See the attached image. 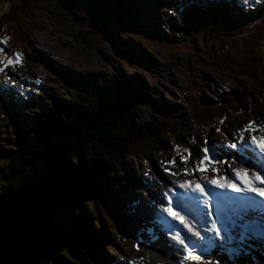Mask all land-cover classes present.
I'll return each mask as SVG.
<instances>
[{"label": "clouds", "instance_id": "clouds-1", "mask_svg": "<svg viewBox=\"0 0 264 264\" xmlns=\"http://www.w3.org/2000/svg\"><path fill=\"white\" fill-rule=\"evenodd\" d=\"M89 1L93 5L89 4L86 0H83L81 2V5L83 7H88V8H102L103 7V5H102L103 0H89ZM120 1H121L122 6L124 7V9L132 17V20L134 22L133 24L137 28H134L131 26L113 27V32L120 34L123 39H124V36H123L124 32L129 31V30H135V31L138 30L143 35L145 33H147V31H145L142 28V25L139 22L140 16L145 9H149L150 12L154 11V6L152 4H150L148 2V0H146L143 4H139V2H137L136 0H120ZM75 2L78 3L77 0H75ZM213 4H217V3H213ZM188 5L194 9V11H195L194 15L198 17V19L200 20L199 22H197V23L194 22L189 16L185 15L184 12L181 11L180 13H177L175 18L171 19L170 21H167L166 18H160L157 25H161L162 22L165 21L166 24H169L168 28H171L174 31L175 30L176 31H179V30L183 31L184 30L188 33L190 32V35L192 34L194 36V37H192L194 39V43L190 46V48H198V49H200L199 51H201V47L199 45V33L201 30L208 29L211 34L217 35V33H220L221 31H225V30L230 29V26L225 24L220 19V17L218 15L206 14L204 12L199 11V9L204 10L208 6L203 1L196 0V2H190V3H188ZM250 11H252V10H250ZM263 21H264V15L263 14L256 15V16L252 17V25L251 26L247 25V23H245L243 21L244 27L242 29L238 30L237 32L233 33L232 35H234L236 33H240L241 38L249 39V38H251V35L253 34V28L260 25ZM174 22H178L179 24H185V25L178 27ZM110 23H111V21H110ZM7 26H8L7 24L0 22V36L7 35L10 37L9 40L14 41L15 36L13 35L12 32H10L7 29ZM246 27H248V28H246ZM99 28L102 29L101 27H99ZM105 30H106V27H104L103 32ZM154 36L156 37V34H154ZM159 38L164 39L165 36H163L161 34L159 37H156L155 39H159ZM172 38H174V37H172ZM164 41L172 42L173 46H171V47H176V46L187 47V46L180 45V43H181L180 39L178 40V43H175L174 40H166V39L162 40L163 46H164ZM73 44H74V42H73ZM6 48L10 49V50H14V51H19L22 53V63H20L18 65L9 66V67L5 68V71H3L4 76L5 75L9 76V80L7 82H10V83L15 85V87L17 89V93L19 95V101L21 103H24L23 100L26 99V97L29 95H33L34 100H33V104H28L26 107H24L20 110H16L15 121H14L12 126H9V129H8L9 132H6V134H4L5 138L7 140L8 139L13 140L16 138V131L18 129H24L27 133L26 136H28V143H29V140H31V139H33L34 141H36L38 143H41L38 139V136L40 134L37 133V130L39 132H42V128H40V125H46V133L55 136V138H57V139H60V137L57 135V133L54 132L55 126H57V124H52L51 121L46 122V120H44V117L47 114H49L48 107L51 105H54L56 103L54 98L51 97V94H53L56 91H53L52 93L46 92L47 90H51V88H50L51 85L47 83V78L57 77V78H60L61 80L66 81L68 84H71L70 82H72V81L70 79V76L66 73V71L60 69L55 64H52L49 61H46V63H45L43 59L37 58L36 56H31V58L33 59V62L35 64L42 65L43 68L45 70H47L48 75H46L44 73L43 69H39V70L32 69V70H30L28 67H26L27 60L30 59V56L28 55L27 51L24 50L23 46H18L16 43H14L13 46H8V47L6 46ZM164 48H169V47H164ZM259 49L260 48H258V50ZM261 49L264 50V47H261ZM258 50H252L249 53V55L246 56L245 58H249V57L255 58V55L258 53ZM218 52H219V55L221 56L222 60L228 59L227 57L230 54V50L227 48L226 43H222ZM262 53H263L262 57H264V51ZM207 60H209L211 62H215V63L218 62L216 60H213L212 58H207ZM243 60L236 62V63H233V69L235 71V74L239 71V69L240 70H246L249 68L250 64L244 62ZM263 61H264V59L262 61H260L258 64L260 66H264L261 64V62H263ZM151 62L156 64L157 60L153 59V60H151ZM241 62H243L242 65H241ZM113 74L114 73H112L111 75H113ZM115 74H116V72H115ZM250 74H253V73H250ZM213 75L216 76V78H218L219 80L223 81V82L217 83L218 87H217L216 99H214V100L203 99L200 104H197L195 106V108L192 106H187V110H188V116L187 117H188L189 121L192 123H194V122L192 121L191 116L196 111L197 107H199V108H201V107L210 108V107L214 106L216 103H217L216 105H220V102L222 104H227L228 103L227 101H229L231 99L230 96H232V97L242 96V100H247L248 97L252 98L251 97V95H252L251 89H253L255 96L261 90V88H257L254 84H251L247 79H245V78L241 79V78H238L237 76H235L240 81H243L245 83L244 85L242 84L239 87H235V88L241 89V92H240L236 89H232L230 86H228L227 83L224 82V81H227V78H228L227 73L217 72ZM131 77H133V76H131ZM81 78H86V76H81ZM37 79H40L42 81L41 82L39 80L40 82L38 83V86H37V82H36ZM134 80H135V78H134ZM244 80L247 81V83ZM139 82L143 85V87L147 88L148 96L150 98L154 99L153 96L150 94V90L145 85V82L142 81L141 79H139ZM140 83L138 85L136 84V87L141 90L142 87L140 86ZM71 85H73V84H71ZM247 89L251 91V95L248 97L245 95H241V94L245 93L246 92L245 90H247ZM20 90H22V93H20ZM66 90L73 91V89L71 88V89H65V91H57V92H66ZM232 91H237L239 94L233 95V94H231ZM125 92H129V91H122V90L118 91L117 99L120 102L119 105H123V103L127 100L126 98L129 96L130 100L134 101L137 106L139 105L141 108L143 106H147L148 112L150 114L154 115V117L156 119H159L158 121H164L165 123L169 122L168 123V130L169 131L174 132V133H177V131H180L181 133L184 134V136H183L182 140H176L173 137L172 133L168 132V133H170V136L172 138L171 139H168V138L165 139V138H162L163 135H160V133H157L158 137L155 140V147L157 146L159 140H162L160 142V146L168 147V149L166 150L164 148L162 150H157V151L153 150L150 157H143L141 160L134 162L133 165L130 164L126 170L123 166L126 161L123 159L124 161L122 162L121 160L114 157L113 161L115 164H118V169H114V168L108 166L103 173V177L101 179L100 186L101 185L104 186L106 191H109V190L113 191L115 203H116L117 207H116V209H113L112 207L108 206L107 204H105L103 202V200L101 198L94 195L95 191H91V194L88 195L87 200L82 202V206L85 207L86 205H90L87 203L90 202L91 200L95 201V207H92V212L90 211V214L92 215V217L91 218L83 217V219H80V221L75 223V226L81 230L80 234H82L84 236L85 240L79 241V240L75 239L70 246H78V247L82 248L83 250H85V252L89 258V261L95 262L96 264H116L117 262H121L123 264V262L121 260H119V258L117 257L119 255L115 251H113L112 248H110L111 246H113V247L115 246L118 249H126L128 254L130 253L133 256L143 258L144 262L142 264H155L154 256H156V259L168 261L166 256L168 255L169 251L171 252L173 249L180 247L179 243L174 239V237L177 233H179L182 238H186V239H189L192 241L195 240L194 237H190V234L183 228V226L178 221L171 219L170 217H168L166 214L163 213V211L161 209V203H163V204L168 203L167 199L164 197V193L167 192L169 197H171L174 209L175 210H181L182 214L186 215L189 219H192L193 222L197 224L198 230L201 232L202 235H204L205 227L208 226V224L207 223H200L202 217L204 219H206V211H207L204 208V205L202 203V197L199 199V201H197L195 203H193L192 201L182 200L181 194H183L184 189L179 188V186L177 184H175L174 181L185 180V179H187V180L197 179L198 180L200 178L199 172L189 171L188 173H184L181 171V169L184 167H188L189 169L194 167L193 161H199V158H200V153L197 150L199 148L205 146V143H204L205 138L207 139L208 137H210L212 135L219 136L222 139V143H223L221 151L217 155H215L214 157L218 161L219 160H225L228 162L227 164H217L216 165L218 167V169L220 170V173L226 174L229 178H231L235 181V176L228 169L229 164L232 167H241L242 166L245 168H249V167L256 168V166L254 164L255 158H256V156H255L256 150L252 149L251 147H249V148H243L242 147L244 142L239 139V135H238L237 130L239 128H241L242 125L244 123H246L248 120L255 121L254 117H253L254 115L255 116H261L263 118V121H264V104H261L260 106H256V108H257L256 111H254V112L248 111V113L245 115H241L240 110L235 111L234 113L227 114L225 116H223V114H219V113L215 112L212 115V116H214L215 122L206 125V124H204V122L199 120V122H196L197 125L192 124L191 129L185 130L183 128V129L179 130V127L175 126L173 124V122H176L175 118L178 116L177 111L167 112V115H164V117H166V118L161 119L163 117L160 115H157V112H158L157 109L150 106L149 103L145 104L144 101L139 100L134 95H128ZM260 93H261V91H260ZM255 96L253 99H250L247 101L251 102L252 100H256ZM49 100H51V102H49ZM154 100L157 102L156 99H154ZM156 102H155V106H156ZM101 105H102V107H108L104 103H101ZM116 107H118V106H113L112 109H114ZM6 108H11V106L9 104L5 105L4 102L0 101V132H3L4 129H7V127L5 125L1 124L2 118H7L9 120V116L7 115ZM161 108H163V107H161ZM29 109L33 113V115L30 116L29 121L17 122L18 117L20 115L28 114L27 111ZM41 109H43L42 112H40ZM163 109H165V108H163ZM165 110H167V109H165ZM81 117H83L85 120H87V118L84 116V112H83ZM222 117L224 118V122L221 125L220 120ZM171 118H173L172 121H171ZM165 119H169V121H165ZM255 123L258 124L256 121H255ZM262 124H264V122H262ZM258 125H260V124H258ZM179 126H180V128L182 127L181 124H179ZM217 127H219L221 129L220 132L215 131V129ZM11 131H12V133H11ZM78 131L82 132L81 126H79ZM257 135H264V133L258 132ZM1 141H0V150H3V146H2ZM231 142H236L238 147L236 149H228L226 147V145L228 143H231ZM67 143H69V142L64 141V143L62 145H60L59 147H63ZM22 144H23V141H22ZM69 144H71V143H69ZM173 145H179L180 146V150H179L180 155H188V153L183 152V149L184 148L190 149L191 156L189 157V159L185 163H181L179 156L173 150V147H172ZM16 146L19 148H13V147H15V145H13V143H12V149L5 154L7 156L6 161L10 162V160H11L9 158V154H13L17 149H23L19 145H16ZM45 146L46 145L44 143V147ZM28 147H29L28 153H31L29 155V156H31L35 150L39 149L40 145H30L29 144ZM59 147H57L55 149H58ZM109 148H113V147H109ZM119 149L121 151H123V147L119 146ZM51 150H53V149H50L47 152V154L43 157L42 163H43L44 158L50 153ZM149 150H151V149H148L145 146V151H149ZM74 151H75V149L73 146V153H74ZM109 154L111 156L115 155L113 152L109 153ZM70 156H71V153L67 159V163H68L69 167H70V163H69ZM17 157H15L16 160L20 159ZM111 158H113V157H109V159H111ZM173 158H175V163L172 165H168V168L170 169V171L164 172V170H163L164 167H161V165L159 163V159H163V161H165V160H169V159H173ZM27 160H28V158H27ZM14 161L15 160L12 161V165L15 167V165L13 164ZM145 161H147V164H145ZM34 162H35V159H34ZM25 163L26 162L21 161L19 171L17 173H15L17 178H19V175H22L20 177L21 179H23L26 176V174L23 173L22 169L26 168V167L29 168V167L25 166L24 165ZM42 163H41V166H42ZM8 166L5 165V167L0 169V177H2V179L0 180V185L2 184V182L7 180L5 175H6V172H7L6 169ZM138 167L140 168V171H138ZM143 171L149 174V176L151 177V182L147 181L144 178V176L141 173ZM172 173H177V175H172ZM73 174L74 173H72V176H73ZM207 175L211 177L214 174L211 173L210 171H208ZM216 175H219V174H216ZM90 176H91V174H88V173L82 174V179H84V181L87 182L89 180ZM70 180H71V178L69 179V181ZM30 182H31V180L27 184H29ZM236 182L239 183V181H236ZM17 183L19 184V187L16 188L15 185ZM17 183L16 184L14 183L12 185L10 193L14 189H16L18 191L23 185H27V184H23V181L17 182ZM203 186L205 187L207 192L211 191V190H213V192H216V190H224V191L226 190V189L215 188L211 185H208L207 183H204ZM0 187H1V190L5 189V187L3 185H1ZM120 190H123L124 192H126V194H128L130 196V204H128V205L132 206V208L130 210L128 209V211H125V208L128 205H125V203H123L122 200L120 199L121 198ZM225 194L227 195V193H225ZM198 195H199L198 193H194L192 195L190 194L189 196H198ZM9 196H12V194L11 195L9 194ZM4 199H6V198L0 196V202ZM70 203L71 204L68 206L61 207V209L65 208L68 210V215H72L73 209H74L73 200L70 199ZM217 203H218V201H217ZM210 205L212 207V201L211 200H210ZM119 206H122V208L120 209ZM191 206H192V208H190ZM61 209H60V211H61ZM133 210L138 211L140 213H144V215H145L144 218H142L140 220L134 219ZM60 211H58V212H60ZM58 212H56V214ZM128 212H131L132 215L128 216ZM85 213H87V212L85 211ZM56 214L53 216L52 221H53V219L57 218L58 222L60 223L61 220L59 219V217L56 216ZM232 215H233V218L236 219V217L234 216L233 213H232ZM214 216L217 218L218 221H220V219L215 215V213H214ZM103 218H105V220L110 221L111 225L106 224L103 221ZM154 220H163L162 225L167 227V232L165 233L167 236V239H163L161 236L152 235V234H154L153 229L156 226ZM251 221H252V223L249 226H245L244 228L240 229L242 232V236L244 235V233H246V230H248L249 233L252 231L261 232L262 229L264 228V218H261L260 216H256ZM98 222H101L103 224V228H100L97 226ZM128 223H129V226L126 227V224H128ZM164 223H167V225H165ZM218 226L221 228H224L225 223H219ZM139 228L141 229V232H145L146 234H143L141 237L135 238L134 233ZM49 230H50V227H49ZM105 230L107 233L104 232ZM147 232H150V234H148ZM103 236L106 238V240H102ZM128 238H131V239L128 240ZM48 240H49L48 241L49 252L47 253V257L45 256L44 258L40 259L39 262H41L44 259L45 260L48 259L47 262H49L51 264L53 261L50 259V256L53 254V252L51 250V241L49 238V232H48ZM163 240L166 242V244H168L171 247L161 249V245L163 243ZM87 241L94 242L95 247L92 246L91 244H89ZM106 242H109L110 244L106 243ZM105 247H106V252L108 251L107 252L108 255H105V253H104ZM61 253H63L65 260L71 261L68 254H67V251H63ZM175 255H177V254H174L172 258H174L176 260L174 262H172V264H185V262L183 260H179V258L175 257ZM210 257L211 256H209L208 254H204L202 261H211ZM112 258H115V262H113V263H111ZM234 259H236L235 264H254V263L250 262L249 260H246L243 258L235 257ZM177 260H179V261L177 262ZM54 263L55 264H61L60 262H58L56 260L54 261Z\"/></svg>", "mask_w": 264, "mask_h": 264}, {"label": "trees", "instance_id": "trees-1", "mask_svg": "<svg viewBox=\"0 0 264 264\" xmlns=\"http://www.w3.org/2000/svg\"><path fill=\"white\" fill-rule=\"evenodd\" d=\"M23 1L31 2V0ZM54 1L63 9L62 12L67 14L63 15L61 18L57 17L58 13L51 14L56 20L54 23L55 28L58 25L63 27V35L65 37H70L71 41L74 42V44H71L82 54L85 55L78 40L74 36L69 35L67 27L62 23V21L72 19V15L79 20L83 28H87L89 25L102 28V42L100 47L104 53L106 52L110 55L106 46L107 42L110 48L117 51H128L130 56H137L139 58L137 62H141L142 66L147 65L146 59L141 54L138 55V53L131 48L128 42H126L120 34L113 32V27H133L134 23L132 17L124 9L120 0H103L102 8L83 7L81 5L83 0H78V3L75 2V0ZM86 1L93 5L89 0ZM208 7L209 8L205 9L212 8V6ZM69 11L72 12V15ZM241 20L242 19L240 18V21ZM227 21L228 18H226V22ZM228 25L230 26V29L225 30L228 35H231L244 27V23H240L239 25H232L229 23ZM104 27H106V30L103 33ZM79 28L85 34L86 39L90 41L91 45L98 49L95 44V38L92 35H88L90 34V30L86 29L85 31L81 26H79ZM14 43L15 41L9 40L6 46H13ZM262 52L263 50L260 48L255 55V58H245L243 61L250 64L249 68L246 70L239 69L236 73L238 78H245L257 88H261V93L259 91L255 96L256 100L248 102L247 100H242V96H230L231 99L227 101V104H222L220 102V105H216V103L210 108L197 107L196 111L191 116L194 123L199 122V120L206 125L215 122L214 116H212L215 112L225 116L240 110L241 115H245L248 111H256V106L264 104V66L258 64L264 59V57H262ZM86 56L90 57V54H86ZM242 63L243 62H241V65ZM118 68L119 67H117V69ZM117 72L118 74L114 73L113 75H107L108 77L105 80H98L95 73L93 75L90 74V76L86 78H76L71 76L73 81L70 83L73 84V91H56L51 94V97L54 98L56 103L48 107L49 114L44 117V120H46V122L51 121L52 124H57L54 132L58 133L57 135L60 139L46 133V125H40L42 132L37 130V133L46 139L45 142L38 143L31 139L28 143L26 131L24 129H18L16 131V138L13 140L8 139V141L15 145L13 148H19L16 146L19 145L23 149H17L13 154H9V158L11 159L10 162L6 161L7 156L5 154L8 151L0 150V169L5 167V165H9L6 169L7 172L5 175L7 180L1 184L5 189L1 190L0 187V196L5 198L9 196V194L14 196L18 192L14 189L10 193L14 183L16 184L17 182L23 181V184H27L30 180L33 182L36 179L41 168L42 159L50 149L59 147L64 141H67L74 146L75 151L74 153L72 151L73 154L71 153L69 160V169L73 171L74 174L71 177V180L67 183L69 199L73 200L74 209L72 215H68V210L62 208L61 211L57 213V217H59L61 222L59 223L57 218L53 219L51 222L49 230L51 250L53 252L50 256V259L53 261L51 264H55V260L61 264H96L95 262L89 261L85 250L78 246L70 245L75 239L79 241L85 240L84 236L80 234L81 230L75 226V223L80 221V219H83V217H92L90 211L92 212V207H95V201L91 200L87 203L90 205H86L85 207L82 206V202L87 200L91 191H95L94 195L101 198L105 204L116 209L117 206L113 191H106L104 186H100L103 173L108 166L118 169V164H115L113 161L114 157L123 162L127 154V151L125 150L128 148H134L141 151L140 153H143L145 151L144 143L146 139L158 135L157 133L165 135L170 132L176 140H182L184 136L180 131H177V133L169 131V122L165 123L164 121H158L159 119H156L154 115L148 112L147 106H143L142 108L139 105L137 106L134 101L130 100L129 96L126 98L127 100L123 105H119L120 102L117 99V94L119 90H122L129 91L125 93L128 95H134L139 100L144 101L145 104L149 103L150 106L158 110L157 115L162 116L163 118L161 119L166 118L164 115H167V112H169L157 105L155 106L156 101L148 96L147 88L143 87L141 83V90L136 87L137 82L134 80V77L127 78V74L124 72ZM245 91L246 92L241 95L247 97L251 95L250 90L247 89ZM231 94L237 95L239 93L237 91H232ZM101 103H104L108 107H102ZM113 106L118 107L112 109ZM42 111L43 109L40 110V112ZM83 112L87 120L81 117ZM172 119L173 118H171V121ZM165 121H169V119H165ZM79 126H81L82 132L78 131ZM67 127L71 129L70 132H67ZM181 129L183 128H179V130ZM22 141L24 145L22 144ZM161 141L162 140H159L157 146L153 150L168 149V147L160 146ZM44 143L46 145L45 147ZM29 144L40 145L39 149L35 150L31 156H29L31 153H28ZM119 146L123 147V151L119 149ZM112 152L115 155L111 156L109 154ZM132 154L133 153L129 155L131 156ZM15 157L20 158V161L22 162H26L24 165L28 166L30 169L23 179L20 178L22 175H19V178L15 175L20 167V165L15 167L12 165V161L15 160ZM109 157L113 158L109 159ZM133 164L134 162L131 163V165ZM85 173L91 174L87 182L82 179V174ZM1 179L2 177H0V180ZM85 211L87 213H85ZM97 226L103 228L101 222H98ZM104 232H106V230ZM102 240H106V238L103 236ZM87 242L95 247L94 242ZM63 251H67L71 261L65 260L63 253H61ZM47 260L44 259L38 264H50Z\"/></svg>", "mask_w": 264, "mask_h": 264}, {"label": "rangeland", "instance_id": "rangeland-1", "mask_svg": "<svg viewBox=\"0 0 264 264\" xmlns=\"http://www.w3.org/2000/svg\"><path fill=\"white\" fill-rule=\"evenodd\" d=\"M136 1L139 2V4H143L146 0ZM226 9L234 8L233 6H228ZM62 10L63 9L59 7L54 0H31V2L23 0H0V22L8 25L7 29L15 36V43L18 46H23L24 50H26L30 56V59L27 60L26 67L30 70L43 69L44 73L48 75L47 70H45L42 65L33 62L31 56H36L37 58L43 59L45 63L46 61L50 62V60L56 64L59 63L63 65L64 69L81 76L87 77L90 76V74L93 75L95 73L98 80H105L108 77V74L115 72L117 74V71L124 72L127 74L126 77L133 76L137 85L140 83L139 79L145 82V85L150 90V94L157 100V106L172 110L171 112L177 111L178 116L175 118L176 122H173V124L179 128V124H181V128H184L185 130L191 129L192 124L197 125L196 122L192 123L189 121L187 117V106L195 108V106L200 104L203 99H216L217 83L223 81L216 78L213 74L217 72L227 73L228 78L227 81L224 82L232 89L241 92V89L235 87H239L245 83L235 77L236 74L233 69V63L243 60L252 50H258V48L264 47V21L253 28V34L249 39L241 38L240 33L228 35L225 31H221L220 33H217V35H213L208 29H203L199 33V45L201 51H199L200 49L198 48L182 46L171 47L173 44L170 41H164L163 46L162 40H174L175 43H178L179 38L177 35L175 36V39L172 38L174 33L167 30L169 24L164 23L161 27L156 28L160 19V14L151 16L149 9H145L139 20L142 28L149 33L156 34V37H159L162 34V28L169 36H166L164 39L159 38L152 40L145 37V35L141 34L138 30L124 32V40L128 42L138 55L141 54L146 59L147 65L142 66V64L137 62V60H139L137 56H130L128 51L114 50L110 48L107 43L106 46L110 55L106 52L104 53L100 47L102 42V30L93 25L83 28L79 20H77V18L72 15V12L69 11L72 15V19H67L62 21V23L67 27L69 35L74 36L78 40L85 55L82 54L72 45L73 41H71L70 37H65L63 35V27L58 25L55 28L54 23L56 20L51 14L58 13L57 17L61 18L63 15H67L63 13ZM28 11L33 12L28 13ZM174 23L178 27L185 25L179 24L178 22ZM79 26L85 31L86 29L90 30V34L88 35H92L95 38V44L98 49L92 46L90 41L86 39L85 34ZM182 33L185 36L191 38L194 37L192 34L190 35V32L188 33L183 30ZM180 42H183L184 46H190L193 44L184 36L180 39ZM222 43H226L227 48L230 50V54L227 57L228 59L225 60L221 59L218 52ZM180 45H182V43H180ZM35 51H39L41 56L35 54ZM86 54H90V57H87ZM207 58H212L218 62H211L207 60ZM153 59L157 60L156 64L151 62ZM261 64L264 65V61L261 62ZM117 67L119 68L117 69ZM245 82L247 83V81ZM47 83L51 85V90H47V93H52L53 91H65V89L72 88L71 84H68L66 81L57 77L47 78ZM251 91L252 98L248 97L247 100L253 99L255 96L253 89H251ZM10 96L14 97V95ZM49 102H51V100H49ZM27 113L28 114L26 115H20L17 122L29 121L30 116L33 115V113L30 109ZM253 117L258 124H261V121L263 120L261 116L254 115ZM1 120V124L8 126L7 129L0 132L2 146H6L4 144V138L1 136L6 134V132H9L8 129L10 124L7 118H2ZM70 131L71 129L68 128L67 132ZM157 137L158 136L155 135L154 137L146 139L144 146L151 149L149 151L140 153L141 151L134 148L126 149V162L123 165L125 170L131 163L137 162L143 157H150L155 148V140ZM162 138L171 139L172 137L170 136V133H167L163 135ZM38 139L40 142H45L46 140L40 135L38 136ZM131 153L133 154L130 156L129 154ZM13 164L15 166L20 165V159L16 160L15 158ZM163 166L168 167V164H164ZM22 171L27 174L30 169L26 167L23 168ZM15 187H19V184L17 183ZM120 194L122 202L125 203V205L130 204V196L123 190H120ZM67 198H69L68 190ZM125 211H128L127 207L125 208ZM130 213L131 212H128V216H131ZM103 221L106 224L111 225V222L105 220V218H103ZM239 248L242 249V247ZM115 249L118 248L115 247ZM107 252L105 247V255H108ZM116 264H118V262Z\"/></svg>", "mask_w": 264, "mask_h": 264}, {"label": "snow or ice", "instance_id": "snow-or-ice-1", "mask_svg": "<svg viewBox=\"0 0 264 264\" xmlns=\"http://www.w3.org/2000/svg\"><path fill=\"white\" fill-rule=\"evenodd\" d=\"M247 3L248 0H245ZM258 2H264V0H258ZM10 39L9 36H0V72L5 71V68L18 65L22 63V53L19 51H14L6 48L7 42ZM9 76H4V81L7 82ZM39 83V79L36 81ZM224 118L222 117L220 123L223 124ZM216 132H220L221 129L217 127ZM239 139L244 142L243 148H249L258 151L261 157H264V135H257V133H264V124H256L253 120H248L242 125L241 128L237 130ZM173 150L179 156L181 163H185L191 156V151L189 148H184L183 152L188 153V155H180V146L173 145ZM228 149H236L238 147L236 142H231L226 145ZM200 153L199 161H193L194 167L189 169L184 167L181 169L182 172L188 173L199 172L200 178L193 180H179L174 181L179 188L184 189V193L181 194V199L184 201H192L193 203L199 201L202 197V203L206 211V219L201 218L200 223H207L210 225L207 231L210 232L211 236H204L197 228V224L189 219L186 215L182 214L181 210H175L173 207L172 199L169 197L168 193H164V197L167 199L168 203H161V209L164 214L173 220L178 221L183 228L190 234V237H194L193 241L197 247H190L186 243V238H182L179 233H177L174 239L179 243L183 253V261L185 264H200L203 260L204 253L209 250H215L214 245L217 240L222 237V233H228L230 229L236 226V220L242 221L243 226H249L252 221L249 219L253 214H261L264 216V174H261L259 169L256 168H245V167H232L228 165L229 171L235 176V181L229 178L226 174L220 173V170L216 166L217 164H227L225 160H217L211 155L212 148L207 145V139L205 138V146L197 150ZM175 163V158L165 160L161 162V166L164 164L172 165ZM147 164V161H145ZM164 172H169L168 167L163 168ZM210 171L214 175L211 177L207 175ZM219 174V175H216ZM147 175V173H145ZM172 175H177V173H172ZM236 181H239L237 183ZM204 183L211 185L219 189H227L229 192L233 193H251V196L240 195L237 197H230L223 193H208L203 186ZM198 193V196H187L188 192ZM215 196L218 201L216 206V212L221 211V201H227L230 205V211L236 217L231 224H225L224 228L218 226L219 223H225L223 219L220 221L214 216L213 209L210 205V198ZM189 237V238H190ZM230 239V237H225ZM135 246V245H134ZM198 248H203L204 253L198 251ZM229 251H232L231 249Z\"/></svg>", "mask_w": 264, "mask_h": 264}, {"label": "water", "instance_id": "water-1", "mask_svg": "<svg viewBox=\"0 0 264 264\" xmlns=\"http://www.w3.org/2000/svg\"><path fill=\"white\" fill-rule=\"evenodd\" d=\"M72 150L69 143L51 150L36 179L0 202V264H38L49 252L51 219L71 204L67 183L73 171L67 159Z\"/></svg>", "mask_w": 264, "mask_h": 264}, {"label": "bare ground", "instance_id": "bare-ground-1", "mask_svg": "<svg viewBox=\"0 0 264 264\" xmlns=\"http://www.w3.org/2000/svg\"><path fill=\"white\" fill-rule=\"evenodd\" d=\"M208 6H212V8H210V9H204V10H201V9H199V11H201V12H204V13H213V14H215V15H218L219 17H220V19L225 23V24H229V23H231L232 25H239L240 23H243V21L241 20L240 21V15L237 13V10L236 9H224V5H220V4H211V5H208ZM206 7V8H209V7ZM29 12H33V11H28V13ZM34 15V14H33ZM234 15H236V16H234ZM238 15V16H237ZM226 18H228V21L226 22ZM25 19V18H24ZM23 21V20H22ZM28 22V21H27ZM23 23V22H22ZM18 24H20V23H18ZM29 24H31V23H29ZM25 25V24H24ZM20 26V25H19ZM34 26V25H33ZM28 27H29V25H28ZM23 28V27H22ZM26 28V27H25ZM26 32V31H25ZM26 34V33H25ZM28 34H30V33H28ZM27 34V35H28ZM31 36H33V35H31ZM28 37V36H27ZM37 37V36H36ZM35 37V38H36ZM38 40H39V37H38ZM35 54H38V55H40L41 56V54H40V52L39 51H35ZM124 87H125V85H124ZM127 87V86H126ZM122 88V87H121ZM10 95H13L12 93H9ZM98 94V93H97ZM262 122H264L263 120L261 121V124H262ZM73 151V150H72ZM72 153V152H71ZM255 164H256V162H255ZM8 197H10V196H7V197H5V198H8ZM127 208L130 210L131 208H132V206H130V205H128L127 206ZM130 215H132V213H130ZM234 244L236 245V248H237V251L239 252V253H241V254H244L247 258L249 257V255H247V253H245L244 251H243V248L242 249H240L239 247H240V245H238L237 244V239L235 238L234 239ZM253 246H255V243H253ZM175 257H177V255H175ZM118 264H122L121 262H118Z\"/></svg>", "mask_w": 264, "mask_h": 264}]
</instances>
